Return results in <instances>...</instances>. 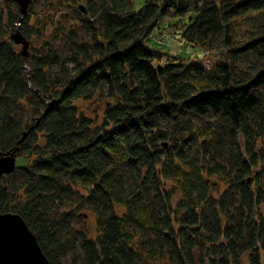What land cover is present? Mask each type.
Returning <instances> with one entry per match:
<instances>
[{"label": "trees", "instance_id": "obj_1", "mask_svg": "<svg viewBox=\"0 0 264 264\" xmlns=\"http://www.w3.org/2000/svg\"><path fill=\"white\" fill-rule=\"evenodd\" d=\"M41 1L20 21L0 0V155L27 158L0 213L50 264H264V0H51L50 33L31 23ZM186 16L210 68L150 44ZM98 93L96 124L76 101ZM84 207L96 237L74 230Z\"/></svg>", "mask_w": 264, "mask_h": 264}, {"label": "rangeland", "instance_id": "obj_2", "mask_svg": "<svg viewBox=\"0 0 264 264\" xmlns=\"http://www.w3.org/2000/svg\"><path fill=\"white\" fill-rule=\"evenodd\" d=\"M43 0L40 2L39 5L35 7V11L38 13V16L42 18V21H35L32 18L31 23H35L38 27H42L43 29L47 27L50 28L48 32L50 33L52 31V25L50 23L44 22L46 16L49 14L48 10V3L50 2ZM142 0H136V4H140ZM7 7V6H6ZM43 12L46 13V16L43 17ZM69 13L71 11H68ZM188 17L186 16L183 19L180 18H171V19H165L161 23H159L158 27L156 28L153 35L150 37V44L153 47L162 48L171 54H177L181 55L183 57H194L196 59V64L203 66L204 68H210L212 67L215 62L216 58L214 54H210V52L203 51L200 48L193 47L190 44H186L182 38H181V31L184 28L183 23L188 21ZM19 25V22L17 23V27ZM14 34V33H12ZM45 40V39H43ZM35 44H39V41ZM18 46L22 47L21 44H17ZM31 44L29 43V48ZM56 47V45H55ZM18 48V47H16ZM28 52V50H27ZM62 55L66 54V50H62L60 48V52ZM108 99L102 94L98 93L90 100L85 99H79L76 101L77 106L79 107L80 111L83 112L86 116L92 118L96 121V124H99V122L102 121L104 112L107 107ZM29 115H25L24 119H27ZM98 121V122H97ZM43 138H41V141ZM263 143L264 146V138L260 141V144ZM27 164V158L23 156V158H17L16 159V166H23ZM17 184V183H16ZM222 187V186H221ZM81 190V189H79ZM76 194V192H75ZM80 196L75 195L73 196L72 200L68 201L69 203L77 202ZM81 211V214L84 215L83 220L76 222L74 224V230H84L92 237H96L99 234V231L96 226L95 217L92 212L88 211L87 207H84ZM73 255L68 256L66 260H64L65 264H73ZM76 264H82L81 259H78V263ZM156 264H159V262H156Z\"/></svg>", "mask_w": 264, "mask_h": 264}, {"label": "water", "instance_id": "obj_3", "mask_svg": "<svg viewBox=\"0 0 264 264\" xmlns=\"http://www.w3.org/2000/svg\"><path fill=\"white\" fill-rule=\"evenodd\" d=\"M14 1L20 7L21 21L28 13L33 0ZM12 39L16 44L22 45L23 53L27 55L29 42L19 30L13 34ZM26 134H24L23 139ZM18 150L17 148L13 152L0 155V178L15 170L16 151ZM0 264H50L37 241L35 233L29 228L22 216L17 213H0Z\"/></svg>", "mask_w": 264, "mask_h": 264}]
</instances>
